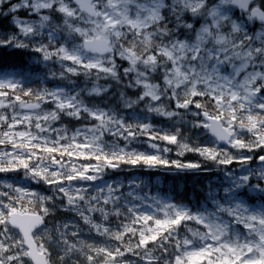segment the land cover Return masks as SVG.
I'll list each match as a JSON object with an SVG mask.
<instances>
[{"label": "snow or ice", "instance_id": "snow-or-ice-1", "mask_svg": "<svg viewBox=\"0 0 264 264\" xmlns=\"http://www.w3.org/2000/svg\"><path fill=\"white\" fill-rule=\"evenodd\" d=\"M0 17V61L47 69L39 88L0 72V264H264V0H0ZM133 168L208 179L177 200L105 178Z\"/></svg>", "mask_w": 264, "mask_h": 264}, {"label": "rangeland", "instance_id": "rangeland-1", "mask_svg": "<svg viewBox=\"0 0 264 264\" xmlns=\"http://www.w3.org/2000/svg\"><path fill=\"white\" fill-rule=\"evenodd\" d=\"M13 3L17 2V0H12ZM18 15L21 17V18H29L30 17V13L24 11V10H21ZM3 17H0V28L2 27H5L7 28L9 26V20L6 19V18H3ZM4 20V21H3ZM7 22V23H5ZM3 24V25H2ZM37 58L35 57H29V63H30V66H31V69H28L27 71H25L31 78L30 82L28 83V86L32 87V88H39V87H43L46 85V81H45V73L47 71L45 65L41 62H39ZM37 63V64H36ZM18 71H21V70H14V71H6V72H3V73H11V72H18ZM81 80L83 78H80ZM78 83L80 82V80L77 81ZM159 82V81H157ZM103 83V81L101 82ZM49 87H51L52 85H47ZM138 90L137 89H131L128 91V96H130L131 98L135 99V93L137 92ZM133 110H124L123 111V114L124 115H128L130 112H132ZM139 111L140 113H143L144 111V106L143 105H140L139 106ZM149 120L152 122V123H157L159 124V126H163V127H166L168 128L172 121H169L167 118L165 117H160V116H155L154 114H149ZM70 128L73 126L72 124H69L68 125ZM76 127H79L80 125L77 123L75 124ZM187 135L191 136L192 133L191 132H186ZM208 136H210L208 133H206L205 131H201L200 132V140H206L208 138ZM105 141H108V142H111L112 141V137L106 135L104 137ZM142 141H146L147 140V137H142L141 138ZM157 143L161 144V145H164L166 144V142H163V141H157ZM120 146L123 147L124 146V142L123 141H120ZM134 146L133 148H137L139 147L140 151H146L148 148L149 150H151L147 143H137V144H132L131 147ZM174 147V146H173ZM169 158L170 159H175L176 156H175V153H169L168 154ZM184 160H190V161H195L198 159V157L195 155V154H186L185 157H183ZM83 162V161H81ZM123 167V166H122ZM128 170H116V171H109L107 176L105 177L106 179H110L112 177H115L118 181H125L126 178H137V177H140L142 178L139 173V171L136 170L135 174L134 175H131V174H127L125 172H127ZM163 171V170H162ZM0 175H3V174H0ZM11 176H15V174H9ZM162 177H158V176H152L150 174H148V178H143L144 180H151L152 181V184L154 185V187H152L151 191L148 193L149 195H155V196H158V197H167V198H171L170 196H165L163 195V192H162V188L166 186V184L164 183V181L162 179H160ZM5 179H7V177H5ZM11 182V181H10ZM17 183H23L22 181H16ZM96 183H99V181H97ZM30 187H33V190L35 191H41V187L38 186V185H29ZM23 207H26L29 211H31L33 209V205H29L27 204V202L24 203V205H22V208ZM51 220H48V227L51 228L53 226V222ZM103 238H97V243H100L102 242ZM89 243H91L92 241H88ZM81 264H83V261H81Z\"/></svg>", "mask_w": 264, "mask_h": 264}, {"label": "trees", "instance_id": "trees-1", "mask_svg": "<svg viewBox=\"0 0 264 264\" xmlns=\"http://www.w3.org/2000/svg\"><path fill=\"white\" fill-rule=\"evenodd\" d=\"M28 55L26 56H21L19 58V56H13V57H5L3 59V61H0V72H4V71H9V70H24L27 69L29 67V60H28ZM6 67V68H5ZM157 127L159 128H165L166 127H161L159 126V124H157L156 122L154 123ZM134 147V146H132ZM136 148V147H135ZM136 149H140L139 147H137ZM146 151H151L148 148H146ZM139 171L140 175H142V178H148V174L152 175V176H158V177H162L160 179H162L164 181V183L166 184L165 187L162 188V192L163 195L165 196H174L177 195V200H179L180 198H188V197H192L195 190L197 188L203 189L205 186V183L208 179L206 174H190V175H186L183 177H179V178H174L172 176H166L162 170L159 171H147L144 170L142 171L139 168H133L130 171H127L125 173L127 174H131L134 175L135 172ZM176 186V191L173 192V186ZM196 195H202V193H195Z\"/></svg>", "mask_w": 264, "mask_h": 264}, {"label": "bare ground", "instance_id": "bare-ground-1", "mask_svg": "<svg viewBox=\"0 0 264 264\" xmlns=\"http://www.w3.org/2000/svg\"><path fill=\"white\" fill-rule=\"evenodd\" d=\"M3 19V18H2ZM1 20V19H0ZM4 21V20H3ZM5 23H7V22H5ZM3 25V24H2ZM2 28V27H1ZM3 28H5V27H3ZM24 56H26V55H24ZM21 56H19V58H20ZM28 58V57H27ZM39 61V60H38ZM39 63V62H38ZM37 64V63H36ZM6 68V67H5ZM50 223H52V222H50Z\"/></svg>", "mask_w": 264, "mask_h": 264}]
</instances>
